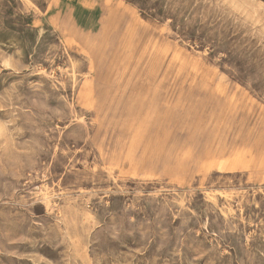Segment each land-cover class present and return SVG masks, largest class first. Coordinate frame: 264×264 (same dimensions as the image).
Wrapping results in <instances>:
<instances>
[{"label": "rangeland", "instance_id": "1", "mask_svg": "<svg viewBox=\"0 0 264 264\" xmlns=\"http://www.w3.org/2000/svg\"><path fill=\"white\" fill-rule=\"evenodd\" d=\"M235 149L264 157V0H0V264H264Z\"/></svg>", "mask_w": 264, "mask_h": 264}, {"label": "bare ground", "instance_id": "2", "mask_svg": "<svg viewBox=\"0 0 264 264\" xmlns=\"http://www.w3.org/2000/svg\"><path fill=\"white\" fill-rule=\"evenodd\" d=\"M137 133H138V129L135 131V135ZM259 154L260 155L256 156L255 154H253V151H243V150L235 149L227 157H221L217 160L214 159L213 164L216 167L222 168V166L225 163L226 164L229 163L230 165H233L230 168L234 169L238 165H245L253 161L254 164H256V167L259 169L264 166L263 153L260 152Z\"/></svg>", "mask_w": 264, "mask_h": 264}]
</instances>
